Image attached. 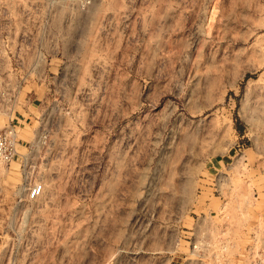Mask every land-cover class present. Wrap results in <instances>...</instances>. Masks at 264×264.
Returning <instances> with one entry per match:
<instances>
[{"label":"rangeland","instance_id":"374dc122","mask_svg":"<svg viewBox=\"0 0 264 264\" xmlns=\"http://www.w3.org/2000/svg\"><path fill=\"white\" fill-rule=\"evenodd\" d=\"M0 84V264H264V0H0Z\"/></svg>","mask_w":264,"mask_h":264},{"label":"built area","instance_id":"2783aa9c","mask_svg":"<svg viewBox=\"0 0 264 264\" xmlns=\"http://www.w3.org/2000/svg\"><path fill=\"white\" fill-rule=\"evenodd\" d=\"M5 91L0 84V114L8 108L5 106ZM21 139L19 137L18 126L11 120L5 126H0V161L8 164L20 157L24 159L26 154L20 153L18 145ZM26 159V158H25ZM42 193V184L34 183L30 188V197L37 198Z\"/></svg>","mask_w":264,"mask_h":264},{"label":"crops","instance_id":"0c3cea01","mask_svg":"<svg viewBox=\"0 0 264 264\" xmlns=\"http://www.w3.org/2000/svg\"><path fill=\"white\" fill-rule=\"evenodd\" d=\"M23 143H24V140H22L21 143H19V145L22 146ZM18 150L20 149L18 148Z\"/></svg>","mask_w":264,"mask_h":264}]
</instances>
